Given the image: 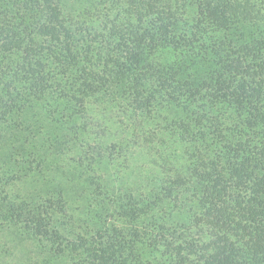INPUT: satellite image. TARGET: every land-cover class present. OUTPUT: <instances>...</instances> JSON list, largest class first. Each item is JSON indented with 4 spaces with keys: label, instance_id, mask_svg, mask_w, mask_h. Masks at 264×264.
<instances>
[{
    "label": "trees",
    "instance_id": "obj_1",
    "mask_svg": "<svg viewBox=\"0 0 264 264\" xmlns=\"http://www.w3.org/2000/svg\"><path fill=\"white\" fill-rule=\"evenodd\" d=\"M0 264H264V0H0Z\"/></svg>",
    "mask_w": 264,
    "mask_h": 264
}]
</instances>
